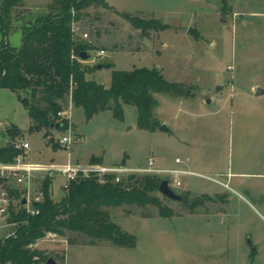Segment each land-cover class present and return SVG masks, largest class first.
Masks as SVG:
<instances>
[{
    "label": "rangeland",
    "instance_id": "rangeland-1",
    "mask_svg": "<svg viewBox=\"0 0 264 264\" xmlns=\"http://www.w3.org/2000/svg\"><path fill=\"white\" fill-rule=\"evenodd\" d=\"M105 1L113 8L90 6L74 23L76 38L93 45L85 62L97 68L89 76L108 85L113 69L158 67L185 91L155 93L160 127L141 129L136 106L123 102V119L106 109L87 120L69 98L64 111L71 112L77 138L69 148L54 147L69 131L30 132L32 119L17 92L0 87V145L9 142L6 129L15 124L22 132L16 140L30 142L27 161L88 163L95 157L144 165L153 156L168 166L179 157V166L198 174L181 175L178 191L189 203L156 193L168 216L152 204L107 207L111 220L136 236L133 247L92 244L73 231L46 234L34 247L58 264H264V175L257 174H264V94H255L264 89V0ZM52 2L22 0L11 14V45H20L22 25L48 14ZM121 12L159 24L142 29ZM61 182L54 181L55 199L64 193ZM7 228H0V238Z\"/></svg>",
    "mask_w": 264,
    "mask_h": 264
},
{
    "label": "trees",
    "instance_id": "trees-1",
    "mask_svg": "<svg viewBox=\"0 0 264 264\" xmlns=\"http://www.w3.org/2000/svg\"><path fill=\"white\" fill-rule=\"evenodd\" d=\"M21 3L22 0H2L0 5L3 35L0 41V87L17 92L32 119L30 132L44 130L48 135L53 129L67 130L69 119L61 112L69 98L74 106L84 109L87 120L106 109H113L114 115L123 119L122 102L135 105L138 126L154 131L160 127L154 112L157 106L155 93L179 95L185 92L156 66L113 69L108 85L90 78V73L97 67L86 63L81 52L90 54L93 45L76 38L74 23L90 6L113 8L107 1L53 0L48 14L22 25L21 43L14 46L8 37L11 14ZM120 14L142 29L159 24L155 18L147 19L129 12ZM6 132L10 140L0 145V161L9 162L22 151L15 146L16 138L21 137L22 132L15 124L7 127ZM58 144L53 141L54 147ZM97 160L92 159L93 162ZM161 180V177L151 175L131 176L119 184L100 183L95 177L79 179L71 182L62 196L55 199L53 180L48 176L41 182L42 199L33 203L38 210L35 214L28 213L22 204L24 190L12 188V195L19 201L11 206L8 220L17 223L16 234L0 238V264L47 263V251L33 246L47 232L60 235L68 231L80 232L89 236L92 244L95 240H108L119 246H135L136 236L113 222L107 207L152 204L159 208L160 215L168 216L170 212L156 194Z\"/></svg>",
    "mask_w": 264,
    "mask_h": 264
},
{
    "label": "built area",
    "instance_id": "built-area-1",
    "mask_svg": "<svg viewBox=\"0 0 264 264\" xmlns=\"http://www.w3.org/2000/svg\"><path fill=\"white\" fill-rule=\"evenodd\" d=\"M61 115L69 119L70 125L67 129L69 132L64 134L58 142L61 147L69 148L77 136L73 133L70 121L71 112L63 110ZM20 139L15 141V146L22 151L16 156L15 160L9 162L0 161V228L8 227L7 229L9 230L1 238L16 234L17 223L8 220L11 206L17 204L19 201L11 193V189L14 187L24 190L21 197L23 199L26 198L27 202L22 204L28 213L35 214L38 210L33 206V203L42 199L41 182L48 176L52 178L53 184L56 178H62L63 182L60 183V187L63 191L69 188L71 182L79 179L85 180L95 177L100 183L111 181L113 184H119L126 182L131 176L138 175L159 176L161 179L168 178L169 185L178 191L183 184L181 175L198 174L189 168L179 166L178 164L182 162V159L179 157L175 158L176 164L168 166L159 165L153 156L148 157L147 163L144 165H131L125 162L117 164L72 161L66 163L31 162L26 160V153L30 148V142ZM46 234L53 235L56 233L47 232Z\"/></svg>",
    "mask_w": 264,
    "mask_h": 264
},
{
    "label": "water",
    "instance_id": "water-1",
    "mask_svg": "<svg viewBox=\"0 0 264 264\" xmlns=\"http://www.w3.org/2000/svg\"><path fill=\"white\" fill-rule=\"evenodd\" d=\"M90 56V54L87 51H82L81 52V58L86 60L88 59ZM256 95H262L264 94V89L261 87H257L256 91H255ZM161 128L164 130H167L168 127L166 124H162ZM84 179H81V181H83ZM159 191L167 196L169 199L175 200V201H181L183 203H189V200L187 198V195L176 191L172 186L169 185V179L168 178H163L161 180L160 186H159ZM27 202V199L24 198L22 203L25 204ZM47 264H58V262L53 258V257H49L47 260Z\"/></svg>",
    "mask_w": 264,
    "mask_h": 264
},
{
    "label": "crops",
    "instance_id": "crops-1",
    "mask_svg": "<svg viewBox=\"0 0 264 264\" xmlns=\"http://www.w3.org/2000/svg\"><path fill=\"white\" fill-rule=\"evenodd\" d=\"M258 175H264L263 173H257ZM257 187L259 186V184H255Z\"/></svg>",
    "mask_w": 264,
    "mask_h": 264
}]
</instances>
